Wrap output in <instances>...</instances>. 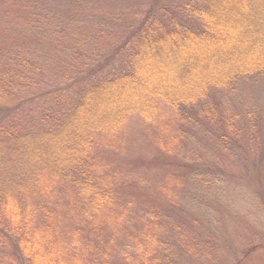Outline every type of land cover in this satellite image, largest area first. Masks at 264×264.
Instances as JSON below:
<instances>
[{
	"label": "trees",
	"instance_id": "trees-1",
	"mask_svg": "<svg viewBox=\"0 0 264 264\" xmlns=\"http://www.w3.org/2000/svg\"><path fill=\"white\" fill-rule=\"evenodd\" d=\"M169 6L179 10L182 20L167 14ZM0 36V264H34L39 247L48 248L41 230L21 226L16 200H26L19 192L23 187L30 192L50 183L55 187L52 180L70 185L65 175L71 176L74 165L81 173L78 185L86 190L82 197L81 189L73 193H79L76 209L80 204L85 216L113 209L120 219L130 212L125 205L131 202L114 210L112 188L100 186L79 166L89 146L86 131L100 126L88 114L89 101L95 99L121 106L132 100L129 109L147 105L154 95L178 102L184 129L179 138L207 134L244 170L242 184L251 181L250 172L263 177L264 115L244 106L243 93L247 85L264 82V0H0ZM86 78L92 84L84 92L76 89ZM70 87L73 94L67 92ZM237 95L242 108L232 104ZM250 99L256 104L259 97ZM163 130L159 148L165 155L158 153L157 164L165 163L164 140L170 138L169 130ZM24 158L27 169L19 168ZM181 165L185 176L206 186L223 175L218 169L211 180L188 163ZM133 210L148 246L159 226L156 213L146 206ZM58 220L53 229L63 228ZM204 222L208 234L210 224ZM56 239L51 237L50 248ZM89 249L98 255L94 246Z\"/></svg>",
	"mask_w": 264,
	"mask_h": 264
},
{
	"label": "rangeland",
	"instance_id": "rangeland-1",
	"mask_svg": "<svg viewBox=\"0 0 264 264\" xmlns=\"http://www.w3.org/2000/svg\"><path fill=\"white\" fill-rule=\"evenodd\" d=\"M167 8V14L182 20L179 10ZM188 21L184 19L185 23ZM17 28L25 29L22 25ZM243 31L241 29V33ZM83 81L76 83V89L82 92L86 84H92L87 78ZM245 90L247 105L244 103V106L250 110L257 107L264 115V82L257 80ZM67 92L73 94V89L70 87ZM153 97L147 105L130 109L128 101L132 100L125 106L109 100L89 101V118L96 119L100 126L86 131L89 146L87 150L82 148L85 152L79 166L87 168L100 186L112 188L109 200L114 210L120 203L131 202L125 205L130 211L126 217L118 218L113 209L111 213L100 209L85 216L80 204L77 209L74 207V197L79 194L73 195L75 190L81 189V197L86 191L78 185L81 173L74 164L71 176L65 175L72 182L66 187L52 180L57 184L55 187L50 181L42 189L35 186V190L31 189L33 193L24 187L19 191L27 197L24 203L16 200L22 215L21 226L30 227L31 232L41 230V239L48 245L47 249L39 247L34 264H264V173L259 179L250 172L251 181L242 184V177L246 179L242 175L244 170L227 149L217 148L206 133L191 138L180 134L179 138L178 131L184 129L177 116L178 102L173 105L160 95ZM250 97L259 99L255 104ZM232 102L238 107L241 100L237 95L232 97ZM122 108L126 112L122 113ZM166 128L170 138L164 140L165 163L157 164L154 158L160 152L164 154L159 147L163 139L160 135ZM73 139L75 141V136ZM166 157L170 164L166 163ZM26 161L24 158L19 168H26ZM186 163L188 168L194 167L195 172L200 170L211 180L218 169L223 175L215 178L213 185L206 186L203 180L185 176L178 169V165L183 169L181 164ZM153 165L158 167L153 168ZM174 171L180 176L173 175ZM41 196H44L43 201L36 198ZM137 206H146L156 213L154 220L159 226L155 227L156 236L149 247L139 231L142 222L133 218V209ZM64 214L67 215L60 219ZM57 219L60 223L63 221V228L53 229ZM204 220L210 224L208 234L203 228ZM211 228L218 232V237ZM52 236L57 239L56 245L50 248ZM252 245L256 246L253 250ZM62 246L77 249L63 254ZM93 246L98 255L89 254L88 248Z\"/></svg>",
	"mask_w": 264,
	"mask_h": 264
}]
</instances>
